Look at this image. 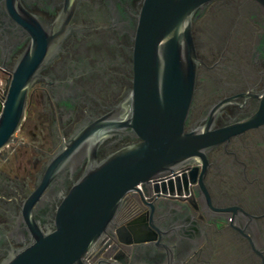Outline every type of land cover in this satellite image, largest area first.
Instances as JSON below:
<instances>
[{
  "label": "flooded vegetation",
  "instance_id": "flooded-vegetation-1",
  "mask_svg": "<svg viewBox=\"0 0 264 264\" xmlns=\"http://www.w3.org/2000/svg\"><path fill=\"white\" fill-rule=\"evenodd\" d=\"M144 4L0 0V105L24 57L37 45L43 53L22 124L0 151V264L54 232L90 166L142 142L111 123L132 110ZM191 34L196 82L183 132L212 142L126 195L81 264H264V0L210 1L194 11Z\"/></svg>",
  "mask_w": 264,
  "mask_h": 264
},
{
  "label": "water",
  "instance_id": "water-1",
  "mask_svg": "<svg viewBox=\"0 0 264 264\" xmlns=\"http://www.w3.org/2000/svg\"><path fill=\"white\" fill-rule=\"evenodd\" d=\"M210 1L145 0L141 39L134 51L132 110L124 121L111 123V130L130 128L142 142L90 166L63 198L54 232L36 236L33 246L5 264H81L87 250L112 226L126 195L139 184L172 174L178 163L212 142L183 132L197 68L191 18ZM41 48L37 45L24 57L0 105V151L14 140L24 119L27 93L43 59Z\"/></svg>",
  "mask_w": 264,
  "mask_h": 264
},
{
  "label": "built area",
  "instance_id": "built-area-1",
  "mask_svg": "<svg viewBox=\"0 0 264 264\" xmlns=\"http://www.w3.org/2000/svg\"><path fill=\"white\" fill-rule=\"evenodd\" d=\"M151 183H153L154 182V180H151L150 181ZM142 187H143V185L142 184H139L138 186H136V190H142Z\"/></svg>",
  "mask_w": 264,
  "mask_h": 264
},
{
  "label": "rangeland",
  "instance_id": "rangeland-1",
  "mask_svg": "<svg viewBox=\"0 0 264 264\" xmlns=\"http://www.w3.org/2000/svg\"><path fill=\"white\" fill-rule=\"evenodd\" d=\"M17 137H20V139H22V141H27L22 135H20L19 133L17 134ZM10 148H6V150H9Z\"/></svg>",
  "mask_w": 264,
  "mask_h": 264
}]
</instances>
